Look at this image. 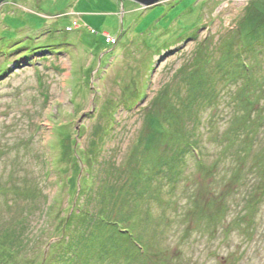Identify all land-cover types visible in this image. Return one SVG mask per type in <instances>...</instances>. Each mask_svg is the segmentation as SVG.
<instances>
[{
  "label": "rangeland",
  "instance_id": "374dc122",
  "mask_svg": "<svg viewBox=\"0 0 264 264\" xmlns=\"http://www.w3.org/2000/svg\"><path fill=\"white\" fill-rule=\"evenodd\" d=\"M261 41L264 0L3 2L0 240L12 248L0 255L264 264ZM235 46L248 48L250 84ZM192 138L203 162L184 156L173 180ZM100 217L131 227L146 253Z\"/></svg>",
  "mask_w": 264,
  "mask_h": 264
},
{
  "label": "trees",
  "instance_id": "16d2710c",
  "mask_svg": "<svg viewBox=\"0 0 264 264\" xmlns=\"http://www.w3.org/2000/svg\"><path fill=\"white\" fill-rule=\"evenodd\" d=\"M260 49H264V44L263 42H259L258 45H257ZM237 47V46H235ZM231 52V51H230ZM231 53H234L233 51ZM247 53H248V48L246 47H237L236 50H235V58H234V62H233V65H234V68L235 69H238L240 72H241V75H243L242 77L245 79V82H249L247 84H250V81L252 79V73L254 72V70H252V66H251V63L248 61L247 59ZM230 57V56H228ZM226 70V69H225ZM234 72L233 70H231V67L228 69V72L226 73V76L225 78L228 79L231 75V73ZM192 80V79H191ZM250 80V81H249ZM225 79H221V82H220V85H223L225 83ZM191 84V82H190ZM250 87V86H249ZM248 89V88H247ZM195 98V97H194ZM194 101H196L194 104H193V107L197 106V100L194 99ZM248 102L251 104L252 103V99H248ZM191 108V107H189ZM199 112H197L195 115V118H196V123L195 124H200L199 123V116H198ZM155 122H157V127H158V130L159 131H162V127L165 128V123L163 122H160L158 120H155ZM163 125V126H162ZM194 127V126H193ZM187 144H186V148H183L181 151H180V158L181 156H183L181 158V160L177 163H175L176 165V168L174 169V179L173 180H176V177L179 175L178 172L176 171H181L182 169V165L184 163L183 159H184V156L188 157V155L190 154L192 159L195 160V162L197 163H202L203 162V155H202V152H201V149L199 147V144L196 142V138H192L188 141H186ZM179 158V159H180ZM52 208V206L49 207V210ZM85 212V211H84ZM85 215L86 216H94L92 212H85ZM101 223H103L104 225L106 226H109L110 228L114 229V232L117 234V235H120L121 237H124L126 240L130 242H133V244L135 243L136 244V247L138 248V253L141 255L140 257H142V255H144L146 253L145 249L141 246L140 243H137V242H134V237H136L138 240L140 241H143V238L138 237L135 233L133 234V232H131L129 229H131V227H127V229H122V226L125 225L123 223V221H110L108 219H106L105 217H100V221ZM129 228V229H128ZM2 236H0L1 238ZM7 240V238H3L2 240H0V246L4 249V250H10L12 248V245L8 244V245H4V242ZM25 247H29L28 244H26ZM120 250V249H119ZM2 255V254H1ZM0 255V259H2L0 261V264H9V262L7 260H5V258L7 257V255H4V256H1ZM75 257H77L76 255H74V257H71L70 259V262H74L75 260ZM67 259L68 257H65V258H61V260H64L63 261V264L64 263H67ZM83 262V261H82ZM81 262V263H82Z\"/></svg>",
  "mask_w": 264,
  "mask_h": 264
},
{
  "label": "water",
  "instance_id": "95a60500",
  "mask_svg": "<svg viewBox=\"0 0 264 264\" xmlns=\"http://www.w3.org/2000/svg\"><path fill=\"white\" fill-rule=\"evenodd\" d=\"M8 1V0H0V7L3 2ZM120 1H125V0H120ZM128 1H133L136 2L137 4L145 7V8H152L154 6L159 5L162 2H170L173 0H128Z\"/></svg>",
  "mask_w": 264,
  "mask_h": 264
},
{
  "label": "built area",
  "instance_id": "2783aa9c",
  "mask_svg": "<svg viewBox=\"0 0 264 264\" xmlns=\"http://www.w3.org/2000/svg\"><path fill=\"white\" fill-rule=\"evenodd\" d=\"M78 24L80 25V23L78 21L74 22L72 27L67 28V32H72L73 29H75L76 27L79 26ZM91 32H92V34H97L94 30H92ZM105 36L108 37L107 43L114 44L115 41L111 37H109L106 34H105Z\"/></svg>",
  "mask_w": 264,
  "mask_h": 264
},
{
  "label": "crops",
  "instance_id": "0c3cea01",
  "mask_svg": "<svg viewBox=\"0 0 264 264\" xmlns=\"http://www.w3.org/2000/svg\"><path fill=\"white\" fill-rule=\"evenodd\" d=\"M79 16V18H82L83 20H85L86 21V17L87 16H85V15H83V16H81V15H78ZM81 28V27H80ZM94 30V29H93ZM96 31V30H95ZM97 32V31H96Z\"/></svg>",
  "mask_w": 264,
  "mask_h": 264
},
{
  "label": "bare ground",
  "instance_id": "6f19581e",
  "mask_svg": "<svg viewBox=\"0 0 264 264\" xmlns=\"http://www.w3.org/2000/svg\"><path fill=\"white\" fill-rule=\"evenodd\" d=\"M76 21H77V20H76ZM76 21H75V22H76Z\"/></svg>",
  "mask_w": 264,
  "mask_h": 264
}]
</instances>
